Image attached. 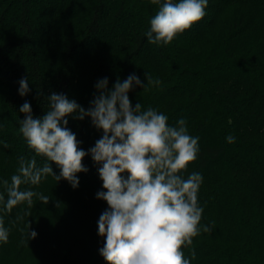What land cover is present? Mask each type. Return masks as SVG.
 Returning <instances> with one entry per match:
<instances>
[{
	"label": "trees",
	"instance_id": "1",
	"mask_svg": "<svg viewBox=\"0 0 264 264\" xmlns=\"http://www.w3.org/2000/svg\"><path fill=\"white\" fill-rule=\"evenodd\" d=\"M158 8L151 0H0V218L9 229L8 242H0V264H107L100 254L106 238L99 233L82 248L74 238L72 262L51 244L44 259L33 261L28 248L35 238L29 234L40 232L48 208L33 212L25 202L9 213L3 181L11 184L19 174L21 158L35 157L38 167L51 163L29 149L19 131L25 102L34 118L46 114L53 93L87 111L100 94V80L107 78V92L132 74L146 85V73L162 83L147 90L133 83L132 107L156 109L169 126L183 118L189 134L199 137L197 159L182 175H202L200 224L212 230L193 239L194 259L187 247L185 256L191 264H264V0H208L204 18L166 46L150 44L146 35ZM21 79L28 82L24 96ZM76 115L66 117V127L88 153L83 159L88 170L76 174L78 186L49 175L39 185L20 188L38 193L52 186L58 198L66 187L76 193L69 195L73 203L84 202L85 215L103 213L107 202L97 198L106 191L98 172L102 165L89 152L103 130L91 117ZM229 134L235 143L226 141ZM51 167L59 175L60 168ZM74 229L72 221L63 230L74 235Z\"/></svg>",
	"mask_w": 264,
	"mask_h": 264
},
{
	"label": "clouds",
	"instance_id": "2",
	"mask_svg": "<svg viewBox=\"0 0 264 264\" xmlns=\"http://www.w3.org/2000/svg\"><path fill=\"white\" fill-rule=\"evenodd\" d=\"M151 3L159 8L150 18L148 42L166 46L204 18L208 0ZM145 75L146 85L132 74L123 82L117 80L107 92V78L100 80L96 85L100 94L87 111L65 95L53 93L46 114L34 118L30 103L25 102L20 112L26 117L19 131L28 148L55 163L60 173L54 174L51 163L38 167L35 157L21 158L19 174L12 175L11 184L3 181L7 192L4 208L10 213L25 202L31 208L34 197L47 204L48 196L21 190L20 186L39 185L49 175L57 182L64 179L73 188L78 186L76 174L88 170L83 164L88 153L79 148L75 134L66 127V117L77 114L75 118L83 120L88 116L97 129L103 130V136L89 149L93 161L102 165L98 172L106 189L97 193V198L108 205L98 220L99 235L106 238L100 254L107 264H191L183 249L189 248L194 259L193 239L201 230H212L200 224L204 211L198 202L202 175H182L197 159L199 137L189 134L183 118L176 126H169L168 117L156 109L142 111L141 103L132 107L128 92L133 83L143 90L162 83ZM19 83V94L24 96L29 91L28 82L21 79ZM226 141L235 143V137L229 134ZM0 201H4L3 194ZM36 235L35 231L29 234L30 238ZM8 239L9 229L0 218V242L7 243Z\"/></svg>",
	"mask_w": 264,
	"mask_h": 264
},
{
	"label": "rangeland",
	"instance_id": "3",
	"mask_svg": "<svg viewBox=\"0 0 264 264\" xmlns=\"http://www.w3.org/2000/svg\"><path fill=\"white\" fill-rule=\"evenodd\" d=\"M61 195L58 198H55V193L53 192L52 186H47L40 188L38 193H42L45 196H48L49 202L47 204L42 203L38 198H33V205L31 210L34 212L35 208L38 207L39 210H43L44 207L46 209V221L43 222L40 228V232L37 233L35 239H32L28 248L29 257L33 261H37L40 259H44V251L49 249L48 245L54 246V253H65L63 258H65L66 262H72V257L70 254L71 246L74 243V238L77 241L78 247L82 248V246L86 243L87 239L93 236H96L98 232V220L100 215L102 214L100 210L93 211L90 215H85L86 205L84 202L79 201L78 204L73 203L71 200L72 197L76 193H71L64 188ZM52 205V207H47L46 205ZM57 205V206H55ZM51 210V211H50ZM56 211V223L58 224V228L61 230L60 233H54V222L52 211ZM44 211V210H43ZM42 211V213H43ZM63 214V217H62ZM72 221H75L76 229H74V235H69L66 233L67 230H63L66 226H68ZM57 228V229H58ZM56 229V228H55ZM63 231V232H62ZM81 239V240H80ZM79 241V242H78ZM61 243V244H60ZM46 252V251H45Z\"/></svg>",
	"mask_w": 264,
	"mask_h": 264
}]
</instances>
